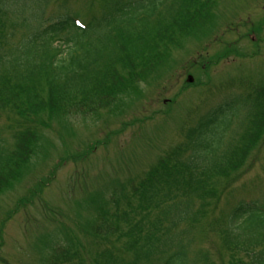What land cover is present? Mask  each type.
<instances>
[{"label":"trees","instance_id":"trees-1","mask_svg":"<svg viewBox=\"0 0 264 264\" xmlns=\"http://www.w3.org/2000/svg\"><path fill=\"white\" fill-rule=\"evenodd\" d=\"M261 1L257 14L252 8L249 18L238 21L228 16L225 0H0V198L18 187L27 190L14 197L0 220V246L12 216L24 215V233L25 208L40 202L58 214L43 225L49 238L43 245L40 240L39 264H264V189L254 198L240 193L227 212L214 215L225 191L257 160L255 149L264 139V80L251 90L240 88V94L229 93L234 85L224 88L226 98L205 106L179 135L167 136L166 150L155 148V156L163 152L142 175L123 181L110 169L91 176L89 184H77L72 175L59 191L67 212L53 210L44 197L57 169L64 163L76 168L85 157L69 151L51 156L46 131L58 137L60 128L71 131L80 121L97 122L100 111L113 113L119 101L138 94L139 83L167 72L173 76L191 57L185 50L182 62L171 67L174 49L190 40L197 47L218 16L224 23L213 43L227 41L228 33L235 39L258 34L260 41ZM226 43L215 61L230 52L244 62L261 53L250 40L247 54ZM212 58L202 61L201 72ZM190 63L196 70L199 63ZM243 103L244 112L236 113ZM94 149L93 141L89 152ZM46 161L52 165L43 167ZM38 167L45 172L35 182ZM205 229L217 241L203 248ZM78 233L88 239L86 246Z\"/></svg>","mask_w":264,"mask_h":264},{"label":"rangeland","instance_id":"rangeland-1","mask_svg":"<svg viewBox=\"0 0 264 264\" xmlns=\"http://www.w3.org/2000/svg\"><path fill=\"white\" fill-rule=\"evenodd\" d=\"M225 1L228 6V16L230 15L231 20L237 19L238 21H242L241 19L243 18H245V20L249 18L251 15L249 11L252 8V12L257 14L256 11L259 10L262 5L261 0ZM93 4H95V10H99V3L94 2ZM262 8L264 9V6ZM47 14H49V11H47ZM251 17L253 18L254 16L252 15ZM223 23L224 20L218 16L215 25L210 29L204 40L198 43L197 47V43L190 40L184 45L183 49H174L170 58V66L179 65L182 62V57L186 50V56L188 53L191 55L186 62L196 60L201 66L203 60H208L213 57L210 59L212 63L204 69V74L208 73L206 77L197 74L198 72H195V70L192 74V70L189 71V69L193 67L187 64L185 68H183L182 62L176 70L175 80L172 77V73L168 72L167 76L163 73L162 76L160 75L156 78L152 77L145 82L139 83V93L136 95L129 94L124 101H119L116 107L118 108V112L114 111L113 114L112 112H109L110 110L104 109L99 112V121L97 120V122L94 121L92 123L87 120L86 123L83 124H81L82 121H80L79 125L72 127L71 131L62 130L58 126L60 130L57 134H59L60 139L55 137L54 131H46L51 143V156L59 155L60 153L63 156L67 153L69 154V152H79L83 153L85 156L82 159V162L77 164L76 168L74 165L71 167V164L67 163L57 169L52 186H49L50 188L47 187V189L44 190V197L46 200L50 201V207L53 210L55 206L59 211L67 212L68 206L66 205L65 200L61 197L59 191L62 190L64 183L68 181L70 176H75L76 174L77 184L81 181L89 184L91 176L93 179L97 178L99 173H104L107 170L110 171V169L114 170L111 171V173L115 172L121 179L127 177L129 173L138 174L144 169L145 163L152 162L155 159V148L162 146L167 136L179 135L185 126L191 124L192 121L197 118L199 112H202L207 108L205 106L221 102L227 95L226 93H222L224 88L234 85V88L229 89V92L234 91L235 94H237L240 90L244 89L243 87H247L251 90L259 81L264 80L263 48L257 57L245 60V62L240 60L239 57H236L235 52H230L231 55L228 56L229 58L226 59L227 61H225V58L215 61L216 53L223 48L225 42H227L226 44H230L228 46L231 50H242L243 52L246 48L248 51V45H251L249 43L250 35L246 38L240 36V38L238 37L235 39L231 33L225 35L227 41L213 43L211 37L217 34ZM263 33L264 30H262L261 35L259 34V37L264 39ZM257 35L258 34H255V37H257ZM256 42H258L259 45H262L263 43L258 40ZM202 44L207 47L203 48ZM201 45L202 48H199ZM193 52H195V54H193ZM244 53L247 54L248 52ZM200 66L198 68H201ZM187 74L193 75V82L189 86H184L183 81H185ZM195 74L197 75L195 76ZM163 77H165L166 80H163ZM202 82L206 83L202 84ZM181 87L184 89L180 91ZM218 88L221 89L220 92ZM175 94L176 98L180 96L178 102L173 104L167 102L166 105L163 104L164 99L170 100ZM169 105H172V107L169 109L168 113H164V115L160 114L169 108ZM244 109L245 103L237 104L235 112L237 113L238 111L240 114L244 112ZM157 112V116H148L144 123H142L137 129H133L137 126H133L136 118L155 114ZM89 118H91V116ZM234 119L236 120L237 118ZM1 122L3 123L2 117L0 118V124ZM235 123L239 124L240 121H236ZM122 126L125 127V130L121 134L126 135L130 139L127 137L117 138L115 135L109 136L114 130L117 131L121 129ZM93 141H100L102 144L98 146L95 153L89 152L90 142ZM83 144L85 145L83 146ZM255 150V157L257 158L256 163L259 165L258 168H254V170L247 175H245L246 173L244 175L242 174L231 187L229 186L230 189H227L222 195L215 211V216H217V213L221 209L224 211L227 209L229 210V205L233 200L236 201L238 199L240 193H250L249 196L254 197L259 193V190L264 189V142H260ZM104 152L109 153L104 155ZM249 162L250 160L248 159L247 163ZM47 164L52 165V163L46 161L43 167ZM125 166L128 168L129 173ZM82 171L86 173L85 176L82 175ZM43 172H45V170H41L38 167V172L35 174V182L37 181L38 174ZM254 179H259V182L262 183L261 186L258 187L256 186L257 184L247 185ZM15 191L13 193H11L12 191H7L1 196L0 204H6L0 206V218L11 209L10 207L13 203L12 200L15 199L14 197H16L18 193L23 196L27 194L26 189L23 190L19 187L16 188ZM230 193H232V195ZM42 206V203L34 202L33 204L27 205V208H25L29 220L28 224L25 226V233L22 232L25 220L23 214L13 215L4 225L2 232L3 244L0 246V255L11 261L12 264H19L18 254L24 258V260L20 259L22 264H25L26 261H30L31 264H37L40 261L42 256H40L39 253L43 251V249L41 250V246L39 247L40 240L43 239L41 242V245H43V242H45L44 240L49 238L42 233L44 231L43 227L46 226V224H49L48 219L52 220V218L58 214L50 213L49 207L47 208L48 210H46L43 209ZM77 208L81 209L79 206ZM43 210L47 219L42 218ZM87 210L88 209L86 208L84 212L82 209L81 217L83 221L88 217ZM212 220L213 218L211 217L207 221L211 222ZM78 234L80 242L85 245L88 239L82 236L81 233ZM216 241L217 238L214 234L205 229L203 242L199 246L205 248ZM196 242H198L197 239L191 245ZM196 248L197 245H193L190 252H195Z\"/></svg>","mask_w":264,"mask_h":264}]
</instances>
